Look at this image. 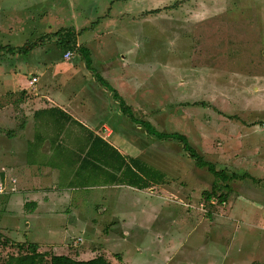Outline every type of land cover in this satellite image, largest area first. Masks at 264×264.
Segmentation results:
<instances>
[{
    "label": "rangeland",
    "instance_id": "rangeland-1",
    "mask_svg": "<svg viewBox=\"0 0 264 264\" xmlns=\"http://www.w3.org/2000/svg\"><path fill=\"white\" fill-rule=\"evenodd\" d=\"M146 2L0 0V46L18 47L46 36L27 56L0 51V133L10 136L13 125L20 128V97L34 96L26 86L42 59L83 62V70L90 72L80 54L66 60L59 36L51 35L89 18L88 27L77 33L82 45L95 47L98 32L110 34L117 49L110 56L119 61L121 50L133 43L131 61L139 63L134 91L126 94L138 118L160 131L185 134L217 169L251 177L235 178L228 187L216 182L181 142L149 134L117 101L106 114L107 124H100L97 98L105 100L109 89L92 79L91 118L81 117L87 128L76 129L71 139L75 152L86 148L91 133L106 135L124 156L117 160L109 153L106 168L97 154L99 144L92 141L82 161L74 152L66 158L63 175L73 178L68 206L75 211L69 228H32L23 219L18 223L15 215L6 223L19 226H4L7 199H0V262L26 252V243L65 241L64 249L53 251L79 258L89 250L79 260L103 255L118 263L120 254L126 264H264V0H155L158 11L152 10L155 15L145 24L147 40L141 33L130 34L128 44L121 36L123 26L138 17ZM127 9L134 14L122 17ZM7 72L16 73L22 83L11 85ZM59 88L71 90L56 81ZM10 173L9 167L0 170L8 189ZM205 191H214L213 197L208 199ZM222 193L229 197L220 203Z\"/></svg>",
    "mask_w": 264,
    "mask_h": 264
},
{
    "label": "crops",
    "instance_id": "crops-1",
    "mask_svg": "<svg viewBox=\"0 0 264 264\" xmlns=\"http://www.w3.org/2000/svg\"><path fill=\"white\" fill-rule=\"evenodd\" d=\"M154 9H156L155 0L153 2L147 0L144 6L141 7V11L138 12V17H135L131 23L123 26L124 31L121 36L128 44L129 42H133L132 40H127L130 34L134 36V34L138 35L141 33L144 37L149 36L145 24L149 26L150 16L155 15L152 12ZM126 13L128 15L134 14L133 10L129 9L125 12H120L122 17L125 16ZM139 17H141V24ZM57 18V23H60L62 21L60 20L61 18L58 16ZM108 18L112 21L115 20V18L113 20L110 15H108ZM86 20L89 21V18ZM88 21L83 20L82 23H78L77 25L74 23L73 27H75L78 33H81L83 28L88 27ZM134 23L136 24L135 26H133ZM96 29H101V27H96ZM48 32L52 31L48 30ZM109 35L110 34L105 35L104 33L100 35L98 32L96 37H98L99 41L96 40V46H91L90 41V43L85 44V46H87L93 54V66L97 64L95 59L100 58L99 61H101V64H99V68L96 69L131 107L128 102L130 96L126 93L128 92V94L131 93L132 95L134 91L139 61H131L132 53L135 52L132 49L133 43L130 44V47H125L121 50L124 54L119 61H114L110 55L113 56L117 49L116 47H112L111 43L113 38ZM139 36L142 37L141 35ZM144 37L143 39L147 40V37ZM77 41L78 44H81L80 40ZM143 45L145 46L146 44ZM149 49L148 47L147 52H149ZM118 52L120 51L118 50ZM54 58L55 57L42 59L40 64H37V71L34 76H32V78H38L37 82L35 84H30L32 78L28 81L29 86H26L28 91L27 94L31 93L29 90L31 87L34 89V96L20 97L21 103L18 113H21L23 116L20 128H16L13 125L11 129L14 131L11 132L10 136L0 133V170L8 169V167L12 170L10 175H6L9 179L10 192L8 195L0 196V199H7L6 204H4L5 206L3 205L2 220L4 226L7 224L10 227L16 228L19 226L18 223L20 220L23 219L24 223L28 226H32V228L33 226H37L41 228V230H45L49 227L56 228V226L69 228L70 223H73L72 220L74 219L73 215L75 211H69L68 206L73 199V178L71 180L63 175V164L67 162L66 158L68 159L71 157L73 155L72 152H74V155H79L82 161L86 158L87 154H84V150L90 147L92 141H96V147L97 144H99L97 147V154L99 155L101 164L105 165L106 168L108 166L107 160L109 153L113 157H116L117 160L124 156L121 148L115 146V143L110 141L106 135L102 136L99 134V136L92 137L91 133L89 134L90 140L85 142L86 148L84 149L82 147L83 150L80 153L75 152L71 139L76 134V129L78 127L87 128V125L83 122L81 117H90V115L87 114V110L93 105L95 99L94 96H89L88 93L92 91V79L96 80V78L92 76L93 73L91 71L89 72L92 76L90 78L89 73L83 70V62L79 65H75L71 61L58 63ZM8 76L11 85L15 86V82H17L18 85L22 83V80L19 79L16 73H8ZM60 80L63 82L59 84L58 82H60ZM56 81L57 85L66 86L67 88L71 87V90H61L60 88L56 90ZM105 91L110 99L106 98L107 96H103L105 100L97 97L95 98H97V102H99L96 103V109L101 113L99 115L101 119L100 124L106 125V114L114 107L112 106L113 103L119 101L113 97L112 91ZM11 121L15 122L13 119H11ZM104 129H106L105 131H107L108 134L110 133L108 127ZM110 146L117 152H111L109 150ZM61 158H63L64 161H60ZM81 166H84V162H81ZM12 192L15 194L13 193V195ZM16 200L21 202L19 206H16V204H18V202L15 203ZM15 213H17V215ZM14 215L16 216V220L20 218L18 223H6L7 218L9 220V218ZM48 218H50L51 221H46ZM54 220H56L54 225H50ZM6 238H9V236L6 235L5 239ZM53 242L48 245L38 243L40 246L39 251H47L55 254L56 252L53 250L64 249L63 246L65 241L62 244L57 243L58 245ZM83 251L86 252L81 253L79 258L78 255L74 256L71 253L67 254L76 259H83V255H89V250Z\"/></svg>",
    "mask_w": 264,
    "mask_h": 264
},
{
    "label": "trees",
    "instance_id": "trees-1",
    "mask_svg": "<svg viewBox=\"0 0 264 264\" xmlns=\"http://www.w3.org/2000/svg\"><path fill=\"white\" fill-rule=\"evenodd\" d=\"M158 11V10H153ZM77 31L75 27H62L51 35L59 36V46L66 52L67 50H72L82 56L85 65L95 76L96 80L100 85L108 88L113 93V97L119 101L120 108L122 112L128 115L131 120L138 125H141L146 129L149 134L159 138V139H174L183 144V148L189 153V155L195 159L197 166L201 168H207L210 173L215 176V181H222L228 187L229 182L235 178H246L251 177L249 173L238 174L236 172H230L226 168L217 169L213 162L207 161L200 154V152L190 144L188 137L180 132H163L158 130L150 121L138 118L133 109L126 103L124 98L118 93L116 89L111 87V85L104 79V77L93 67V60L91 57L90 49L82 44H78L77 41ZM45 37H41L33 42H26L22 46H0V51L7 48L11 54L19 55H29L38 45L42 44ZM138 160L135 161V163ZM214 191H205L203 194L207 196L208 199L213 197ZM228 193H222L218 196V202L223 203L228 199ZM5 241H10L8 238ZM28 250L24 253H19L16 255H9L7 260L0 262V264H126L120 254H117L116 258L118 263L110 261L103 255L96 256L88 260H79L66 254H54L51 252H40L39 244L36 242L26 243ZM24 247V246H23Z\"/></svg>",
    "mask_w": 264,
    "mask_h": 264
},
{
    "label": "built area",
    "instance_id": "built-area-1",
    "mask_svg": "<svg viewBox=\"0 0 264 264\" xmlns=\"http://www.w3.org/2000/svg\"><path fill=\"white\" fill-rule=\"evenodd\" d=\"M73 56H74V51H72V50H67L64 53V57L66 60H70ZM37 80H38L37 77H33L30 80V84H35L37 82ZM8 193H9V189L7 186V182L0 180V196L7 195Z\"/></svg>",
    "mask_w": 264,
    "mask_h": 264
}]
</instances>
